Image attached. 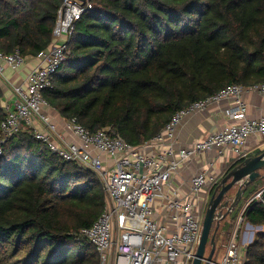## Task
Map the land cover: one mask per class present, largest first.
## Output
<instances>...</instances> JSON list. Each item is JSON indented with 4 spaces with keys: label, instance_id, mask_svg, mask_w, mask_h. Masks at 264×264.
<instances>
[{
    "label": "trees",
    "instance_id": "16d2710c",
    "mask_svg": "<svg viewBox=\"0 0 264 264\" xmlns=\"http://www.w3.org/2000/svg\"><path fill=\"white\" fill-rule=\"evenodd\" d=\"M62 2L0 0V52L35 58L47 49ZM91 4L45 93L61 117L76 118L91 132L112 127L141 146L193 103L230 85L264 83V0ZM5 117L0 109V124ZM258 191L251 185L242 201ZM105 203L93 172L63 162L30 128H21L0 155V264H100L93 245L78 234L93 225ZM245 217L264 227V193ZM247 254L249 264H264V231Z\"/></svg>",
    "mask_w": 264,
    "mask_h": 264
},
{
    "label": "built area",
    "instance_id": "2783aa9c",
    "mask_svg": "<svg viewBox=\"0 0 264 264\" xmlns=\"http://www.w3.org/2000/svg\"><path fill=\"white\" fill-rule=\"evenodd\" d=\"M92 9L91 0H63L57 12L51 45L35 58L19 50L0 52V80L5 72H19L34 59L36 65L25 81L13 85L14 102L3 107L0 124V155L3 145L21 128H30L48 151L66 163L93 172L106 196L102 214L78 238L93 245L100 264H193L201 241L209 198L223 176L238 161L250 157L247 144L264 138V117L249 119L246 93L264 98V83L249 88L230 85L219 93L177 112L164 129L141 146L127 143L112 128L97 132L86 129L76 118L58 122L45 93L67 61L75 25ZM224 104L223 116L230 123L191 147H179L177 130L183 120L215 105ZM213 154L209 169L195 174L187 189L176 187L181 166L192 159ZM223 159L220 173L211 169ZM264 189L245 203L222 259L213 264H249L247 248L253 234L243 231L245 212L253 201L263 199Z\"/></svg>",
    "mask_w": 264,
    "mask_h": 264
},
{
    "label": "crops",
    "instance_id": "0c3cea01",
    "mask_svg": "<svg viewBox=\"0 0 264 264\" xmlns=\"http://www.w3.org/2000/svg\"><path fill=\"white\" fill-rule=\"evenodd\" d=\"M35 65L36 61L34 59H29L27 60L26 65L19 72H13L11 70H7L5 72L6 77L0 80V109H3L5 105L12 104L14 102L15 95L13 93V85L23 83L28 73ZM244 99L246 103H248L247 116L249 119L264 117L263 97L253 93H246ZM224 107V104L215 105L201 113L185 118L177 130L178 146L186 148L191 147L198 141L208 137L211 133L223 130L230 123L229 119L223 116ZM51 114L58 122L62 121L63 117H61V115L54 109L51 110ZM263 140L264 138H255L250 140L247 144V149L251 152L259 150L258 148L261 147L264 142ZM213 156L214 153L201 155L183 164L179 170V174L175 178L176 187L186 190L190 179L195 174L205 169H209L208 162ZM223 161V159H217L216 165L211 169V171L213 173H220L224 167ZM261 175L264 178V171L261 172ZM263 178L254 183L259 191L264 189V186H259V182H264ZM252 198L253 197L245 201V203L250 201ZM255 228L262 229L258 232L264 231V228L262 227H254V229ZM254 239L255 234H253V241Z\"/></svg>",
    "mask_w": 264,
    "mask_h": 264
},
{
    "label": "water",
    "instance_id": "95a60500",
    "mask_svg": "<svg viewBox=\"0 0 264 264\" xmlns=\"http://www.w3.org/2000/svg\"><path fill=\"white\" fill-rule=\"evenodd\" d=\"M80 1L85 2L86 0ZM262 171H264V152L258 156L245 159L221 179L208 203L203 220L201 241L193 264H213L216 252V233L220 222L237 209L248 187L263 178ZM234 189H237L236 193L230 200V193ZM215 224L217 227L213 232ZM249 227L254 228L250 224ZM208 246L211 250L206 256Z\"/></svg>",
    "mask_w": 264,
    "mask_h": 264
},
{
    "label": "rangeland",
    "instance_id": "374dc122",
    "mask_svg": "<svg viewBox=\"0 0 264 264\" xmlns=\"http://www.w3.org/2000/svg\"><path fill=\"white\" fill-rule=\"evenodd\" d=\"M264 141V140H263ZM259 150H255L254 152H251L250 153V157H252V155H255L256 153L258 152H264V142L262 143L261 147L258 148ZM224 177V176H223ZM259 186L263 187L264 186V182H259ZM237 189H234L232 190V192L230 193V200L233 199L234 195H235V192H236ZM211 196L212 194L210 195V198H209V201L211 199ZM244 205H245V202L242 201L237 209L235 210V212H233L231 215H229L224 221L220 222L219 224V227H218V231L216 233V252H215V255H214V259H213V263L214 261H217L219 262L223 255H224V246L226 245V243L228 242L229 238H230V235H231V232H232V229L233 227L235 226V223L237 222V218L236 216H239L237 214H239L240 212H242L243 208H244ZM208 207V206H207ZM236 218V219H235ZM235 219V220H234ZM247 222H245V224H243V228H242V234H243V231L246 232L248 229L247 227ZM217 227V224H215L213 226V232L215 231ZM264 228V227H262ZM262 229H251L250 232L255 234L258 233V231H260ZM211 248L208 246L207 247V254L206 256H208L209 252H210ZM96 251V250H95ZM97 253V252H96ZM97 256H98V259L100 261V257H99V254L97 253Z\"/></svg>",
    "mask_w": 264,
    "mask_h": 264
}]
</instances>
